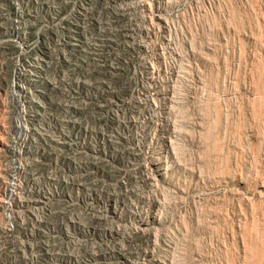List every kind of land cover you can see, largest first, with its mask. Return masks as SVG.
<instances>
[{"label": "rangeland", "instance_id": "obj_1", "mask_svg": "<svg viewBox=\"0 0 264 264\" xmlns=\"http://www.w3.org/2000/svg\"><path fill=\"white\" fill-rule=\"evenodd\" d=\"M79 4L85 10L75 11ZM145 4L142 20L134 14L114 17L119 25L143 28L138 36L143 46L107 43L102 64L96 66L90 52H77L72 43L111 14L104 0H0V171L30 157L26 173L41 179L30 203L44 207V217L36 218L28 212L16 217L0 206V264H94L79 258L86 249L65 261L50 254L63 251L65 239L74 234L95 240L101 232L103 223L96 218L75 220L82 202L106 199V176L120 177L127 188L142 184L140 193L150 200L139 211L134 208L150 220L134 231L129 221L120 220L129 210L126 202H109L119 223L113 240L122 243L116 264H264V0ZM35 55L50 59L49 77L65 72L63 84H28L25 64ZM143 61L150 66V79L141 70ZM18 74L26 93L37 95L30 108L37 126L44 120L54 126L63 117L73 119L72 125L62 121L60 126L66 140L97 145L91 168L84 167L90 169L86 182L91 188L70 175L69 162L76 156L68 144L53 148L38 131H28L26 140L16 136L17 127L28 125L23 96L15 87ZM79 77L83 82L72 91L82 106L65 116L60 103ZM143 84L151 86V94L169 90L170 99H154L160 104L154 111L157 123L147 135L126 130L123 141L109 140L112 121L103 101L111 94L112 106L124 104L132 113ZM165 102L172 106L166 116L175 146L161 155L157 137L164 127L160 107ZM90 132L106 135L96 141L84 136ZM156 157L161 160L153 165ZM147 171L154 175L148 183L143 178ZM51 178L57 184L44 205L35 193L48 189L44 181ZM3 180L0 175V195L7 196ZM76 195L83 200L69 204ZM125 201L132 202L130 197ZM47 227L55 229L51 242H44ZM146 250L150 258H138Z\"/></svg>", "mask_w": 264, "mask_h": 264}, {"label": "bare ground", "instance_id": "obj_2", "mask_svg": "<svg viewBox=\"0 0 264 264\" xmlns=\"http://www.w3.org/2000/svg\"><path fill=\"white\" fill-rule=\"evenodd\" d=\"M104 2L106 3L107 6H109V12L111 14L99 19V22H98L99 24L94 32L89 33L84 38L78 39L77 42L75 41L72 43L74 45L72 48L73 50L77 52L80 50L90 52L93 56V60L96 66H99L102 64L103 59L101 57L102 56L101 49L107 43H119L123 46H130L136 49H140L143 46L141 42L142 40L138 38L139 33L140 32L142 33L143 28L135 27V26L125 27L123 25H119L115 22L114 17L117 15L134 14L135 16L139 17L138 21L139 19L142 20L144 15L141 14V11H143L145 8V5H146L145 0H104ZM75 8H76L75 11L77 12L78 10H85V8L80 6V4L77 5V7ZM140 16H142V18H140ZM157 16L160 17L159 14H157ZM49 60H48V57H46L45 55L44 56L35 55V56H32L27 61V63L25 64V69L29 73L28 84L30 86H32L33 84L35 86H40L41 84H44L45 82H48V81L51 83H62L63 84L64 82L63 80L65 78L64 76L66 75V74L64 75L65 72H61V74H56L53 77L48 76V68L50 64ZM141 70L146 72L148 79L151 78V75H150L151 69H150V66H148L146 61L142 62ZM18 76L19 78H18V81L15 87L18 88L17 91L19 92V95L21 93L23 96V98L21 96L20 97L22 100V104L25 107L24 111H25V116H26L28 125L25 128L17 127L16 136L20 138L21 140H26L28 138L27 136L28 131H31V133L38 131L44 135L43 137L47 141L50 142V145L53 146V148H59L60 146L64 144H68V149H70L73 156H76V159L74 161L71 162L69 160L71 162V163L69 162L70 175L78 177L82 185H87L88 187L91 188L90 186L91 183L86 182V176H87V173L90 171V169H87L89 171H86L85 168L86 167L91 168L90 166L91 158L96 156V154L98 153L97 145H93V146L90 145L89 147L88 145H86L87 143L85 144L81 140H77V141H70L69 139L66 140L65 133L60 126L62 125V121L64 122V124L72 125V122H74L73 119L70 120V119H67L66 117H65L66 119L63 117L64 120L62 119L61 122L56 121L58 125L54 124V126H52L51 123L45 122L44 120V123L41 122L37 126L35 122V118L33 114H31L30 112L31 111L30 108L36 106L35 96L37 95L36 93L34 95H30L26 93V91L24 90V84H23L24 82L21 78V75L18 74ZM82 82H83L82 77H79L76 80L72 81L71 84L68 83L71 88V93L70 94L66 93L64 95V98L62 99V102L60 103L61 109L64 111L65 116L67 114L69 116L70 113L74 112L76 109L81 108L82 105L78 104L77 97L74 91L72 90L80 87ZM142 90L143 91L141 92V97L140 99H138L139 101L137 102L135 101L136 104L133 106L135 107V109H132L133 110L132 113H128L129 109H127V107L124 106V104H122L121 106H116V107L112 106V102H114V100L111 94L109 95V97H107L105 101H103L104 102L103 105L106 104L110 108V119L112 121L111 122L112 126H111L109 136L112 137L113 139L109 138V140L115 139L116 141L119 142L122 136V131L125 132L126 130L133 131V132L137 131L138 133L143 131L145 132L144 135H147L148 128L150 129L155 125V122H156L155 120L157 118L155 117L154 111L156 110V106L160 104L154 101V99L156 98L170 99L169 90L160 88L157 90L155 94H151V86H148V85H144ZM141 103H143L144 105H141ZM81 104L84 105V103H81ZM171 107L172 106L169 105L168 102H165L160 107V110L162 113L160 119L162 120L161 124L164 127L158 128L159 132H158L157 140L159 143L158 153L161 155L164 152L167 153L168 155L171 149H174V146H175V145L173 146V137H172L171 130L169 127L171 120H169L166 116V114L170 112ZM45 108H46V103L44 102V109ZM141 109H144L145 112L141 113L140 112ZM53 128H56V129H53ZM104 135L106 134L104 133L98 134V132L84 133L85 137H89L90 139L93 138L96 141H99L101 137L104 138ZM136 145L137 147H140L141 149L144 148L143 144H141L140 146L139 143H136ZM173 153L175 154L174 151ZM26 158L27 159L24 160V163L14 166L12 170H7L6 172L0 171V175L4 177L3 181L5 183H3V185L5 184L4 185L5 189L10 190V192L7 193V196L0 195V206L9 207L14 212L16 217L20 216L21 213L26 214L27 212L31 216H34L36 218L44 217V207L42 206V204L40 207L37 205L35 207L34 205L30 203L32 192L35 191L41 179L33 177L30 174L26 173L24 165L32 164L33 162V160L30 157H26ZM155 159L156 160H152L151 162L153 165L154 163L160 162L159 160H161V157H156ZM153 176L154 175H152L151 172L147 171V173L143 175L144 181L146 180L148 183V181L154 178ZM24 178L26 179V181H24ZM44 182L47 183L46 188L48 189H45L42 194L35 193L36 195L35 200L39 202L40 201L44 202V205H45L48 202V200L51 201L52 197L50 196V193H51L50 189L53 188L52 185L57 184V181L54 178H51V180L46 179ZM104 182L109 187V191L106 195V199L104 200L101 199L99 200V202H97L96 200V204L90 203L88 201L86 202V200L84 199L85 202L81 203L83 207H81L80 213H78L76 217L77 219L75 220V222L77 221L78 223H85V222H89L90 220H93L94 218H96L103 223L101 232L97 234V236L95 237V240L91 239L88 235H84V237H79V236H76L75 234L73 235V237L65 239L66 243H65L64 250L60 252H53L52 254H50L51 258L52 256L54 257L53 260H57V261L69 260V258L67 257H69L70 254L73 253L74 251L86 249L87 252H84L83 254H81L79 258L92 260L94 261V264H116L118 263L117 259L119 258L120 244L122 245V243L118 245L113 240L115 233L118 232L119 230L118 225H117L119 223L117 224L115 223L116 215H114V212L112 214L111 207L109 206L110 201H114L116 203L126 202V204L124 205L125 208H128L129 206V210L127 212L123 211L124 212L123 215L122 214L121 215L119 214V215H120V220L129 221L131 223V226L129 225L130 228L132 229L131 231L142 229L150 223V220L148 219V217L141 215L142 213L139 214L137 211H135L136 213H134L133 211L134 208H137V210L139 211V207H142V206L144 207V204H147V203L150 204V200L145 199L140 193L142 192L140 191L141 190L140 185L142 184H139L132 188H127L124 185L123 180L120 179V177H116V176H106L104 178ZM83 193L85 195L84 190H83ZM127 197H130L132 202L125 201ZM81 199H82L81 195H78V196L76 195L75 197H72L71 200L68 202H71L69 204H76V202L78 203L79 200ZM151 204H155V201L151 200ZM38 207L41 208V213L39 209H38V212H36L35 208H38ZM38 221H35V223L39 224ZM53 229L54 228H51V227L46 228L44 232V242H51L56 239V234L54 233L55 229L54 230ZM148 251L150 250H146V252H142L140 256L138 255V258L149 259L150 257H149ZM35 259L36 257L33 256L31 258V261H34ZM100 259L102 261H98ZM139 263L140 262L138 261V264Z\"/></svg>", "mask_w": 264, "mask_h": 264}]
</instances>
